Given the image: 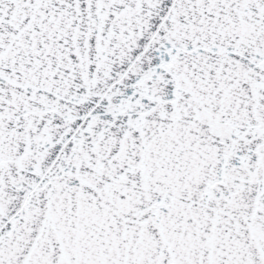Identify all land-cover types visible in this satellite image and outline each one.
<instances>
[{"label":"snow or ice","instance_id":"6c2138e0","mask_svg":"<svg viewBox=\"0 0 264 264\" xmlns=\"http://www.w3.org/2000/svg\"><path fill=\"white\" fill-rule=\"evenodd\" d=\"M0 264H264V0H0Z\"/></svg>","mask_w":264,"mask_h":264}]
</instances>
